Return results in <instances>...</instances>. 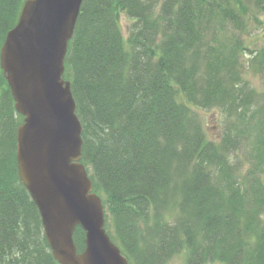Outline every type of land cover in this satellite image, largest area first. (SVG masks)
<instances>
[{
	"label": "trees",
	"instance_id": "1",
	"mask_svg": "<svg viewBox=\"0 0 264 264\" xmlns=\"http://www.w3.org/2000/svg\"><path fill=\"white\" fill-rule=\"evenodd\" d=\"M24 1L0 0V51ZM255 6L264 13V0ZM247 15L243 0L83 2L64 79L82 163L129 264H264V98L245 80L244 41L219 34L244 30ZM213 109L224 116L218 140L200 114ZM23 121L0 67V264H59L18 175ZM250 142L247 168L239 152ZM85 239L78 227L79 253Z\"/></svg>",
	"mask_w": 264,
	"mask_h": 264
},
{
	"label": "water",
	"instance_id": "2",
	"mask_svg": "<svg viewBox=\"0 0 264 264\" xmlns=\"http://www.w3.org/2000/svg\"><path fill=\"white\" fill-rule=\"evenodd\" d=\"M84 0H25L6 35L0 67L17 113L18 175L38 208L59 264H129L105 225L102 198L82 163L83 126L71 82L64 79L69 43ZM86 235L79 253L76 229Z\"/></svg>",
	"mask_w": 264,
	"mask_h": 264
},
{
	"label": "rangeland",
	"instance_id": "3",
	"mask_svg": "<svg viewBox=\"0 0 264 264\" xmlns=\"http://www.w3.org/2000/svg\"><path fill=\"white\" fill-rule=\"evenodd\" d=\"M243 2L248 11L244 30H240L233 24H227L225 28H220L219 34L222 36V41L228 39L230 43L235 39L244 41L245 45L248 47L247 50L242 51V61L247 68L245 80H247L251 87L260 92L264 98V64L261 66L258 61H254V57L257 54H264V13L256 8L255 0H243ZM121 23L124 34L127 36L130 18L126 14H123ZM200 114L203 119L204 127L209 135V139L218 140L224 128V116L222 112L218 109L210 111L201 110ZM250 152L253 153L251 142L244 145L239 152L240 161L245 164L247 168L249 167L247 155H249L248 153ZM185 258L184 255L178 256L170 264H184Z\"/></svg>",
	"mask_w": 264,
	"mask_h": 264
}]
</instances>
